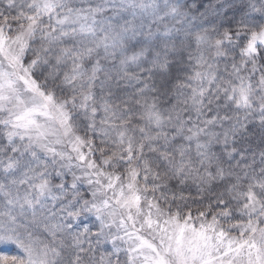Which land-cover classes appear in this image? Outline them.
<instances>
[{"label": "snow or ice", "instance_id": "6c2138e0", "mask_svg": "<svg viewBox=\"0 0 264 264\" xmlns=\"http://www.w3.org/2000/svg\"><path fill=\"white\" fill-rule=\"evenodd\" d=\"M0 264H264V0H0Z\"/></svg>", "mask_w": 264, "mask_h": 264}]
</instances>
